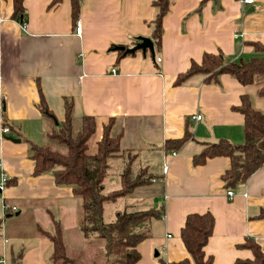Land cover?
Wrapping results in <instances>:
<instances>
[{"label":"crops","instance_id":"0c3cea01","mask_svg":"<svg viewBox=\"0 0 264 264\" xmlns=\"http://www.w3.org/2000/svg\"><path fill=\"white\" fill-rule=\"evenodd\" d=\"M152 1L83 0L76 35L70 0L54 7L50 0H23V23L12 17V0H0V176L13 181L0 191V211L2 201L18 215L20 205L34 209V230L53 226L56 219L66 243L84 242L79 199L71 187L56 185L52 173L33 174L25 142L34 143L37 134L46 136L53 126L36 106L40 93L56 122L64 120L67 97L76 120L96 119L99 138L112 119L110 135L119 137L120 150L136 151L155 176L105 206L104 220L107 208L111 219L132 204L164 207V215L151 220L150 236L137 246L140 258L134 264H177L188 258L180 229L188 214L206 212L214 218L204 247L212 264L252 259L240 245L251 238L264 251V219H252L264 209V164L231 189L229 200L220 180L229 160L217 157L194 166L192 156L200 142L242 143L243 116L232 107L247 93L254 108L264 112V98L256 95V87H243L229 75H221L217 84L193 77L176 86L174 80L204 53L221 52L234 62L252 57L254 43L264 46V0H172L162 20L160 47L152 42L153 56L137 51L117 61L118 47L130 49L140 38L152 41ZM196 115L199 120L192 119ZM3 125L9 134L2 135ZM185 132L191 138L178 152L164 151L166 140ZM1 217L0 264H12L16 257L19 264H51L46 237L36 234L28 249L16 248L23 244L16 240V223L7 220L11 215L2 212Z\"/></svg>","mask_w":264,"mask_h":264},{"label":"trees","instance_id":"16d2710c","mask_svg":"<svg viewBox=\"0 0 264 264\" xmlns=\"http://www.w3.org/2000/svg\"><path fill=\"white\" fill-rule=\"evenodd\" d=\"M62 0H50L49 7L57 6ZM83 0H70L73 23L78 20ZM172 0H154L155 17L152 22V42L156 48L161 45L162 20ZM12 17L23 23V0H12ZM114 48V47H113ZM254 55L247 60L227 61L221 52L204 53L199 63L192 62L185 72L179 73L174 85L180 86L193 77H201L206 84L219 82L221 75L235 78L243 87H256V95L264 98V46L254 43ZM128 55L118 52L117 61ZM64 120L56 122L40 93L36 105L42 116L50 118L53 126L47 136L49 139L64 145L66 154L53 151L47 146L25 140L29 145L30 159L34 163L33 174L52 173L56 185L69 186L73 195L79 199L78 230L89 242L99 240L102 251L98 258H104L106 264H134L140 255L137 246L150 236L152 219L164 215V207L137 203L128 205L117 213L110 222L104 220L105 206L114 203L132 193L139 186L147 185L154 179L147 167L139 162L136 151H121L119 137L110 135L112 119L102 127L100 138L95 142L94 152L88 151L89 139L96 132V119L82 116L80 129L75 131L72 100L64 98ZM232 109L243 116V142L233 144L226 139L215 142L197 143L199 151L192 156L194 166H201L207 160L217 157L227 158L229 168L220 176L225 190L233 189L237 184L246 181L264 164V112L254 108L250 95L243 94L240 104ZM191 138L188 132L179 139H168L164 142V151L178 152ZM114 161L121 162L117 173V188L105 191V182L109 178V169ZM13 183L8 181L6 186ZM6 218V217H5ZM252 219H264V209H259ZM214 218L209 213H191L184 220L180 229V239L188 258L177 264H212V257L206 256L204 247L212 234ZM37 231L46 237L52 247L49 258L51 264H78L75 258L67 254L63 231L58 220L53 219L52 231L37 227ZM97 244L101 246V243ZM252 254V259H237L235 264H264V251L251 238H246L240 245ZM20 257L13 259L12 264H19ZM96 264V261H92Z\"/></svg>","mask_w":264,"mask_h":264},{"label":"rangeland","instance_id":"374dc122","mask_svg":"<svg viewBox=\"0 0 264 264\" xmlns=\"http://www.w3.org/2000/svg\"><path fill=\"white\" fill-rule=\"evenodd\" d=\"M46 119V118H45ZM47 120L49 121V119L47 118ZM80 120H76L75 119V131H78L80 129ZM49 128H47L45 130V133H49ZM37 138L36 141L34 142L35 144L38 145H44L47 146L48 148H50L53 151H57L60 152L62 154H66L67 153V149L64 145L58 144L56 141L51 140L48 138V136L44 135L43 133H40L36 135ZM99 139V131H96L95 134L89 139L88 142V151L90 153L94 152L95 149V142ZM121 162H117L114 161V165H111V168L109 169L108 173H109V178L108 180H106L105 182V191L107 190H112V189H116L117 188V173L119 172V170L121 169L120 166ZM1 197V195H0ZM30 204H34L36 208L37 203H30ZM39 205H44V204H39ZM107 207H110L109 205H111L110 203L107 204ZM47 206V205H46ZM115 207V206H114ZM18 208H20V210H22V213L20 215H16L15 213L17 211H15L11 217L7 218V220L13 221V224L16 223V240L18 243H23L22 245H17L16 248H21V246H23L22 248L28 249L29 246L32 245L31 240L34 239L36 234H40L35 227L34 230V225H32L33 220L35 221V213L37 212L34 209H24L23 205L18 206ZM123 209H120L119 211H121ZM111 210H108V208L106 209V213H105V220H110L112 221L114 219V217L110 218V212ZM2 212L0 211V219ZM34 214V217H33ZM49 216V215H48ZM40 228L42 229H47V230H52L53 226L50 225V227L45 228V225H38ZM36 232V233H35ZM41 235V234H40ZM97 239L95 240H90L89 242H87L86 240H84V242L81 243H73L71 244L70 241H67L66 244V248H67V254L72 257L75 258L78 261V264H93L91 261V258L96 257L98 254L100 255V250L102 251V243L101 246H99L97 244ZM18 249H16L17 251ZM96 264H106L104 258H95Z\"/></svg>","mask_w":264,"mask_h":264},{"label":"built area","instance_id":"2783aa9c","mask_svg":"<svg viewBox=\"0 0 264 264\" xmlns=\"http://www.w3.org/2000/svg\"><path fill=\"white\" fill-rule=\"evenodd\" d=\"M242 3H251L252 0H241ZM74 28H75V34L76 35H80L81 33V23L79 20H77L74 24ZM157 61H159V59H157ZM192 119L194 120H199L200 119V116L199 115H196L194 117H192ZM1 132H2V135H7L10 133V129L7 125H3L2 126V129H1ZM9 181L8 177L5 176V175H1L0 176V191L3 190V188L6 186L7 182ZM226 196L229 200L232 199L233 197V192L231 190H227L226 191ZM1 209H2V212L4 215H12L15 211H16V208L14 206H10L6 203H4L2 201V204H1ZM3 262V261H2Z\"/></svg>","mask_w":264,"mask_h":264},{"label":"water","instance_id":"95a60500","mask_svg":"<svg viewBox=\"0 0 264 264\" xmlns=\"http://www.w3.org/2000/svg\"><path fill=\"white\" fill-rule=\"evenodd\" d=\"M117 49L120 51L125 50V52L128 54H133L137 51H141V52L145 53L148 50L150 52V54L153 56V43L148 38H140L139 42L136 43L130 49H125L124 47H118ZM12 141L16 142V143L19 142V140H14V139ZM15 215H18V213H16Z\"/></svg>","mask_w":264,"mask_h":264}]
</instances>
